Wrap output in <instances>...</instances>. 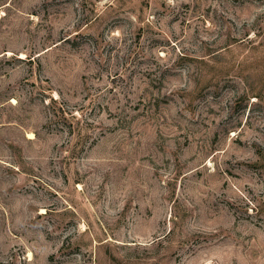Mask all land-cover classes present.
I'll return each mask as SVG.
<instances>
[{
    "label": "rangeland",
    "instance_id": "obj_1",
    "mask_svg": "<svg viewBox=\"0 0 264 264\" xmlns=\"http://www.w3.org/2000/svg\"><path fill=\"white\" fill-rule=\"evenodd\" d=\"M0 264H264V0H0Z\"/></svg>",
    "mask_w": 264,
    "mask_h": 264
}]
</instances>
